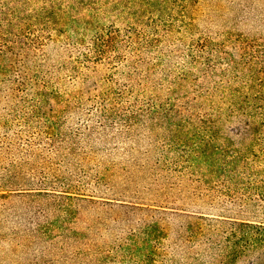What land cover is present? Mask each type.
I'll use <instances>...</instances> for the list:
<instances>
[{
	"label": "trees",
	"instance_id": "16d2710c",
	"mask_svg": "<svg viewBox=\"0 0 264 264\" xmlns=\"http://www.w3.org/2000/svg\"><path fill=\"white\" fill-rule=\"evenodd\" d=\"M199 5L0 0L15 264H264V40Z\"/></svg>",
	"mask_w": 264,
	"mask_h": 264
},
{
	"label": "rangeland",
	"instance_id": "374dc122",
	"mask_svg": "<svg viewBox=\"0 0 264 264\" xmlns=\"http://www.w3.org/2000/svg\"><path fill=\"white\" fill-rule=\"evenodd\" d=\"M197 18L199 29L211 36H219L228 30H244L264 40V0H200ZM3 175L0 173V184L7 185L15 180ZM17 182L28 183L22 179ZM8 250L9 242L0 239V262L9 260L10 264H15Z\"/></svg>",
	"mask_w": 264,
	"mask_h": 264
}]
</instances>
